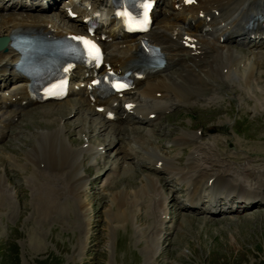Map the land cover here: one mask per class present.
Masks as SVG:
<instances>
[{
    "label": "rangeland",
    "instance_id": "obj_1",
    "mask_svg": "<svg viewBox=\"0 0 264 264\" xmlns=\"http://www.w3.org/2000/svg\"><path fill=\"white\" fill-rule=\"evenodd\" d=\"M170 1L156 6L159 19L167 16ZM63 5L64 0L57 1L49 10L51 18L57 19ZM10 11L0 9V16ZM229 46L243 61L233 83L220 85L213 95L203 88V94L192 93L187 102L167 99L169 107L152 124L129 122L126 113L118 110L120 119H106L100 141L93 126L101 125L104 115L90 114L91 107L79 95L70 94L67 101L33 104L8 126L0 127L4 131L0 138V264H264V204L217 216L187 211L179 203L186 201L184 187L168 170L155 172L150 161L154 150L177 166L184 165L194 146L190 141L178 143L177 137L182 132H199L200 140L193 142L202 155L214 152L224 168L234 171L231 180L242 179L264 191V48L235 39ZM248 61L259 65L246 78ZM142 84L124 97L136 98ZM79 103L75 113L71 108ZM46 106L51 107V115L43 114ZM58 109L65 110L62 116ZM56 124L65 126L67 142L75 138L71 146L92 144L101 152L79 160L83 208L62 178L43 177L46 172L36 171L27 154L34 136ZM107 139L114 145L108 146ZM245 164L253 168L252 175L239 172ZM39 166L42 169L41 162ZM150 180L164 197L160 214L155 211ZM162 213L166 214L160 224Z\"/></svg>",
    "mask_w": 264,
    "mask_h": 264
},
{
    "label": "bare ground",
    "instance_id": "obj_2",
    "mask_svg": "<svg viewBox=\"0 0 264 264\" xmlns=\"http://www.w3.org/2000/svg\"><path fill=\"white\" fill-rule=\"evenodd\" d=\"M57 1L39 0L36 3L34 0H4L0 9L12 11L0 16V36L32 29L49 32L55 36H79L88 33L87 22L89 20L98 22L99 27L93 33L94 38L99 40L103 46V63L100 67L90 69L73 64L67 71L71 80L69 93L80 95L81 102L91 106L88 111L90 114H99L97 111L99 107L103 108L100 115H105L108 112L116 115V109H121L123 112L130 110L132 114L126 116L127 121L136 123L139 119L140 123L152 124L169 107L167 99L172 98L178 103L187 102L192 93L198 94L203 88L209 90L213 95L214 91L221 89L220 85L230 86L233 83L239 71L238 65L243 61L240 55L229 46L231 40L236 39L240 44L254 48H264V19L261 18L264 14V0H171L168 11L164 12L167 16L164 15L165 17L161 19H159L160 13H156V6L162 0H154L155 10L152 14V26L147 33L140 35H130L123 31L113 8L115 0H64V5L59 11L60 14L56 15L57 19L54 20L51 18L54 15H51L49 10L56 5ZM38 12L42 14H37ZM255 16H259L255 19L256 25L247 28L245 24H248ZM142 41L160 48L165 60L164 67L155 73L142 75L144 81L141 82L143 84L136 92V98L128 100L120 98L118 106H115L116 96L119 94L99 97L98 93L100 92L91 85L92 80L108 71L121 74L130 69V62L137 56ZM262 51L258 52L261 54ZM259 53L256 55L260 56ZM17 59L18 54L12 48L9 47L6 51L0 50V127L3 128L7 123L13 121L18 113L20 114L22 110L31 107L35 102L28 91L29 80L14 69ZM246 63L248 71L246 78H248L252 76L259 63L257 64L256 61ZM179 70L181 71L179 72ZM134 72L132 71L129 76L132 79V85L141 80V77ZM58 103L62 102H56V104ZM80 103L75 108L72 107L71 110L78 113L76 111H79ZM50 108L47 107L43 114L51 115ZM63 111L65 110H59L57 114L61 115ZM104 119L102 118L101 125L98 123V127L97 125L93 126L95 130L99 131L96 138L100 141H103L100 136L103 135L107 122ZM64 128L65 126L56 124L49 130L39 131V134L34 136L35 142L27 154L32 159L33 165L38 168L36 171L40 169V173L46 172L43 177L50 176V180L58 181L62 178L67 190L79 198V206L83 208L85 203L79 197V193L82 192V181L78 171L79 160L84 155L88 154L93 157L101 152L92 144H87L84 148L71 146L75 138L71 136L70 142H67ZM93 128L89 126L88 130H93ZM3 135L4 131L0 129V138ZM201 136L199 132L191 134L182 132L177 137L178 143L183 144L190 141L194 146L192 152L186 157L187 162L182 166H177L167 156H161L154 150L150 151L151 167L155 168V172L168 170L169 173L166 172L169 176L171 174L170 177L175 178L178 183H183L184 193L182 196L186 197V203L179 202L183 209L216 215L217 213L245 210L253 205L258 207L263 205L264 191L262 189L255 185H249L242 179L231 180L230 176L234 171L229 167L224 168L223 161L220 160L219 155L216 157L214 152L206 155L201 154L202 150H199V146L193 142ZM107 145H114V142L110 139ZM130 150L133 151V148L131 147ZM235 158L243 159L242 157ZM40 162L43 165L42 169L39 166ZM242 169L239 171L242 174L244 171L250 173L249 175L253 173V168L246 164L242 166ZM40 177L41 181L45 183L46 180H42L41 174ZM1 179L0 176V182ZM167 181L170 182V180ZM150 188L156 198V201L154 200L155 211L160 214L165 205L164 197L156 182L151 181ZM204 188H209L210 192H204L206 191ZM140 190V192L143 190L146 192L144 188ZM51 191H55L53 193L56 194L57 190ZM230 194L236 195L235 198L242 199L237 200L236 207L231 205L227 208L223 200L219 199L222 198L221 196ZM206 198L214 201L215 204L201 209L197 204L201 201L206 202ZM164 214L166 213L159 216L160 224L164 221Z\"/></svg>",
    "mask_w": 264,
    "mask_h": 264
},
{
    "label": "water",
    "instance_id": "obj_3",
    "mask_svg": "<svg viewBox=\"0 0 264 264\" xmlns=\"http://www.w3.org/2000/svg\"><path fill=\"white\" fill-rule=\"evenodd\" d=\"M3 39V44H0V48H2L3 46H5L6 42L9 40V37L5 36V37H0V40Z\"/></svg>",
    "mask_w": 264,
    "mask_h": 264
}]
</instances>
